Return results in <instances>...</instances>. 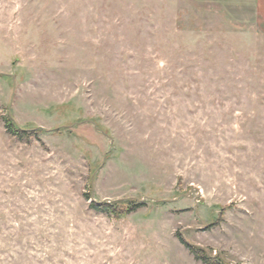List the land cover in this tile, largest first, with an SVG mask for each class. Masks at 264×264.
I'll use <instances>...</instances> for the list:
<instances>
[{
  "label": "rangeland",
  "instance_id": "rangeland-1",
  "mask_svg": "<svg viewBox=\"0 0 264 264\" xmlns=\"http://www.w3.org/2000/svg\"><path fill=\"white\" fill-rule=\"evenodd\" d=\"M178 233L264 264L256 1L0 0V264H204Z\"/></svg>",
  "mask_w": 264,
  "mask_h": 264
},
{
  "label": "trees",
  "instance_id": "trees-1",
  "mask_svg": "<svg viewBox=\"0 0 264 264\" xmlns=\"http://www.w3.org/2000/svg\"><path fill=\"white\" fill-rule=\"evenodd\" d=\"M5 128L9 134L12 136L18 137L19 139H24L28 132L30 131L28 128L21 127L16 120L12 117L11 114H8L4 118ZM43 130H37L35 133L39 134ZM144 204L139 200L135 199H126V200H118L113 203L111 202H93L92 208L96 211L103 212V213H112L116 217H123L130 213L136 212L140 209ZM229 206L223 207L221 216L223 212L228 209ZM222 218H219L215 222V224L220 223ZM178 238L180 242L189 249V251L194 255L197 260L202 261L204 264H223L213 260L211 254L204 248L190 243L183 234L178 233Z\"/></svg>",
  "mask_w": 264,
  "mask_h": 264
},
{
  "label": "crops",
  "instance_id": "crops-1",
  "mask_svg": "<svg viewBox=\"0 0 264 264\" xmlns=\"http://www.w3.org/2000/svg\"><path fill=\"white\" fill-rule=\"evenodd\" d=\"M257 4L258 12L264 16V0H255Z\"/></svg>",
  "mask_w": 264,
  "mask_h": 264
}]
</instances>
